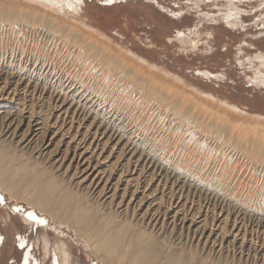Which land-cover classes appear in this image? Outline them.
Listing matches in <instances>:
<instances>
[{"label":"bare ground","instance_id":"obj_1","mask_svg":"<svg viewBox=\"0 0 264 264\" xmlns=\"http://www.w3.org/2000/svg\"><path fill=\"white\" fill-rule=\"evenodd\" d=\"M81 1L0 0V58L4 60V66L0 69L1 192L7 194L15 202L33 206L40 213L48 215L56 227H65L73 232L77 238L86 243L87 248L92 251L94 256L106 264H185L180 256L173 255L171 247L165 245L167 235L174 232L177 235L179 233L180 236L198 233L197 244L203 246V249L210 246V249L215 251L218 249V252L220 250L222 252L225 247L238 254L243 253L247 244L246 231L243 234L238 229L239 231L235 235L231 233L233 238L229 243L224 242L226 234H230L229 230H224L222 233L218 229V234L213 233L211 228L208 232L204 230L192 231L194 227L191 225L197 218L195 214L187 213L188 210L184 214L181 213L180 211L185 209L183 205L182 209L176 205L177 211L171 210L172 200L175 196L168 201V206L164 210H160L159 207L154 209L155 205L150 202L151 204L143 213L135 214L136 210L138 212L141 205L144 204L142 203L144 199L147 200V198L142 196L135 202L136 199H139L135 195L136 192H139L138 183L134 190L128 193L127 187L130 181L122 179V175L126 171L137 175L133 164L132 169L129 168L131 160L127 162V165L125 164V168L120 169V174L117 173L118 177L115 178L112 171H106L104 167H101L102 161L99 160L94 164L93 160L86 157V153H90L89 155L92 157L96 152L98 145L94 143L99 137L105 138L106 130L103 132L99 124L103 122L105 124V116L110 113H105V109L103 110L102 106L93 100L107 95L117 96L114 98L115 100L122 97L120 100L123 99L125 102L136 101L139 103L138 105H145L144 112L145 108L146 112L157 111V114L171 119L170 121L176 122L186 129H194L192 131L202 133L201 137L207 143H209L208 141L214 143L220 152L229 149L231 154L241 156L250 163L256 162L258 166H264V116L249 114L227 101L218 100L212 94L186 84L164 68L151 64L133 51L119 47L113 39L106 37L97 28L94 29L84 22L79 14L82 9L79 7ZM108 1L118 2L120 0ZM224 1L226 4L218 8L217 15L202 14L199 17L206 21H221L226 27L234 29L241 25L240 10L236 3L238 0ZM196 4V7H199L197 2ZM176 35L178 43L185 46L192 42L195 31L187 32V34L178 32ZM8 56H16L20 61L19 64L11 67V64L6 61ZM66 59L75 60L74 63L79 62L78 66L75 64L77 70H73V67L66 68V71H69L71 75H66L67 72L63 70L69 63L66 62ZM246 63L250 69L255 68V73L252 74V79L250 78L253 85L264 88V56H248ZM76 66L74 67L76 68ZM27 67H33L32 73L34 74L40 70L43 72H38L35 79ZM261 69H263L262 72ZM56 74H59L60 77L67 76L69 84L72 86L76 84H80V87L84 86L88 93L87 96L77 97L80 91L70 95L69 98L63 94V100L57 99L63 92L59 91L61 92L59 95L58 92L56 93V87L51 84L52 77L54 78ZM197 75L203 79H215L216 81H219L221 76L206 70L198 71ZM40 80L43 82L42 84L39 82ZM58 80L60 81V79ZM92 83L93 85L90 86ZM94 85L98 90L94 92L95 97L92 96ZM76 98L79 100L77 101ZM68 99L69 102L71 101L70 103ZM81 99L85 101L80 102ZM38 103L40 105L37 107ZM108 104L111 105L109 100ZM66 106L68 107L65 108ZM114 106L116 105H113L112 108ZM154 108L155 110H153ZM129 112L127 111V114ZM91 115H94L92 122L86 124L88 120L85 117ZM149 115L147 118L150 117ZM153 117L155 118V115ZM96 118H101L97 127V121L95 124L93 123ZM140 118L138 117V119ZM110 119L111 117L108 118L106 124L113 130L115 128L116 131H119V139L123 138L122 126L115 124V119L112 121ZM93 124L94 126H92ZM191 135L194 136V134ZM131 138L132 136L126 139V144L130 143ZM81 150L83 151L81 152ZM122 150L124 149L122 148ZM214 151L212 150V152ZM67 162L68 165L65 167ZM228 165L227 167L230 168ZM240 172L241 169L238 166H233L231 173H228L227 185H229L230 192L225 197L226 201L240 203L239 198H242L248 191L245 187L247 183L245 186L242 184L244 179L241 180ZM141 174H138V177ZM138 177L134 180H138ZM151 177L153 178V175ZM226 177L228 178V176ZM207 178L209 179V177ZM123 184L124 187L121 189ZM169 184L171 183L169 182ZM249 188H251L250 185ZM256 191L253 190L252 194L246 193L245 197H251ZM126 194L130 196L127 198ZM262 199L264 201V195ZM151 205L153 206L151 207ZM259 207L264 211V202ZM188 216L191 218L189 219ZM228 219L229 217H224L222 220H217L224 226L228 223ZM229 221L231 220L229 219ZM169 223L172 225L170 230L167 227ZM234 224L235 220L231 226L232 230L237 229ZM176 225L180 226L178 230ZM217 227L219 228V226ZM43 244L44 254L47 256L50 252L48 251L49 240L45 239ZM248 250L250 251L251 248ZM55 251L60 256L62 264H70L69 254L64 243L57 246ZM190 257L189 260L187 259V264H193V258ZM198 264L207 263L201 261Z\"/></svg>","mask_w":264,"mask_h":264},{"label":"rangeland","instance_id":"obj_2","mask_svg":"<svg viewBox=\"0 0 264 264\" xmlns=\"http://www.w3.org/2000/svg\"><path fill=\"white\" fill-rule=\"evenodd\" d=\"M196 2L199 4V7H196ZM224 2V0H120L118 2H109L108 0H82L79 4V7L82 8L79 14L84 22H87L94 29L97 28L106 37L113 39L119 47L129 49L151 64L164 68L171 75L180 78L186 84L202 92L212 94L218 100L227 101L249 114L264 116V88L253 85L251 79L255 73V68L250 69L248 63H246L248 56H264V0H238L236 3H238L237 5L240 10L239 18L241 25L234 29L226 27L221 21H206V19L199 17L202 14L217 15L219 12L218 8L226 4ZM193 31H195V36L192 37L190 44L184 46L178 43L176 33L187 34V32ZM70 60L66 59V62L69 63L65 65L66 67L64 66V71L67 70V67H73V70L78 69L79 62L74 63L73 61L75 60ZM6 61L11 64V67L16 66L20 62L16 56H8ZM3 66L4 60H1L0 69ZM32 69L33 67H30L29 72L35 79L37 78L35 75L39 74L38 72H43L40 70L34 74L32 73L34 71ZM203 70L217 75L220 74L219 81L215 79H203L198 76L197 72ZM262 71L263 69H261ZM66 72V75L70 74L69 71ZM72 73L75 74L74 72ZM59 74H56L51 80V84L56 87V93H61L59 91L63 92L61 95L59 94L61 97L58 96L59 98L57 99L63 100V94H66L67 98H69L70 95L79 93L80 91L77 97L81 95L83 97L85 95L87 96L88 93L85 91L84 86L80 87V84L77 85V81L74 83L76 85L73 84L74 86H72L69 84L67 76L62 75L63 77H60ZM92 89L93 93L98 91L95 85ZM93 95L95 97V93ZM116 97L106 95L93 101L96 104L99 103L102 109H105V113L110 112L107 116L109 115L111 117V121L115 119V124L122 126L123 131L121 133L124 135V139H119V131H116L117 129L115 130V128L113 130L111 126L106 124L108 118H110L109 116H105V124L104 122L99 124L101 118H96L93 122L95 124L97 121L96 127L100 125L103 129L102 131L104 132L106 130L107 132H104L105 138L102 139V137H99L97 142L94 143L98 145L94 155L92 154L93 156L91 155L92 157H90V153H86V157H89L91 161L93 160L92 162L94 164L99 160L102 161L101 163L103 165L100 164L101 167H104L106 171H112L111 173L115 178L118 177L116 175L117 173L120 174V169L125 168L127 162L131 160L129 168L132 169L131 166L133 164L137 175L130 174L129 171H126L125 174H127H123L122 179L124 181H130L129 184L131 183V186L128 184L127 187L128 193L134 190L136 183H138V187L140 188L138 189L139 192H136L137 194L135 195L139 199H136L135 202L140 200L142 196L147 198V200L144 199V202H142L144 204L138 210L139 213L136 210L137 213L135 212V214L143 213L151 203L155 205L153 207L154 209L159 207L160 210H164L168 206V201L172 200L175 196L172 200L173 207H171V210L177 211V206L182 209L183 205L185 209L184 211L182 209L180 211L181 213L183 212L184 214L188 210L187 213L195 214L197 218L191 225L194 227L192 231L200 232L204 230L208 232L211 228L213 233L218 234V229L222 233H224V230H229L230 234H226L224 238V242L226 241V243L232 240L233 235L237 231L241 230L243 234L246 231L247 244L245 251L240 254L225 247L222 252L221 250L218 252V249L215 251L210 249V246L204 247L203 249V246L199 243L197 244L198 233L195 235L188 234V236L184 234L180 236L179 233L177 235L174 232L173 234H168L165 240V243L167 242L165 245L171 247L173 255L180 256L185 264L188 263L190 256H192L190 258H193V264H198L201 261L207 264H264V211L259 207L264 202L262 199L264 195V166H258L256 162L253 163L252 161L250 163L241 156L233 155L229 152V149L225 150L226 152H220L214 143H210L211 141L207 143L201 137L202 133L192 131L194 129H186L176 122L170 121L171 119L157 114V111L146 112L145 108L144 112L145 105H138L139 103L136 101L130 100L132 102L131 104L130 101L125 102L123 99L120 100L122 97H119V100H115L114 98ZM76 99L77 101L79 100V98ZM108 100L111 105L108 104ZM39 105L40 103H38L37 107ZM113 105H116L113 107L114 109L112 108ZM103 106L105 107L103 108ZM127 111L130 112L127 114ZM148 115L150 117L147 118ZM154 115L155 118L153 117ZM92 117L94 118V115L85 117L88 120L86 124L92 122ZM138 117L141 118L138 119ZM151 117L153 119H150ZM154 119L157 120L155 121ZM158 123L159 125H157ZM191 134H194V136ZM130 135L132 138L130 139V143L128 142L129 145L126 144V139L130 138ZM147 137L149 138L147 139ZM197 137H199L198 140ZM212 150L215 151L212 152ZM224 152L227 154L225 155ZM67 165L68 162L65 164V167ZM233 166H238L241 169V180L244 179L242 184L245 186L247 183L245 187H247L248 191L245 192V195L246 193L252 194L253 190H257L251 197L248 196L249 200L245 195H243L244 197L242 196L243 199L240 197V203H234L232 201L231 203L229 200H225L226 195L230 192L227 182ZM138 174H141L140 177H138ZM151 175H153V178ZM137 177L138 180H134ZM144 179L145 181H143ZM198 180L200 183L197 182ZM218 181L221 183H218ZM208 183L210 185H207ZM249 185L251 188H249ZM123 187L124 184L120 188L123 189ZM216 190L219 192L217 193ZM128 196L130 195H125L127 198ZM188 217L189 219L191 218L190 216ZM224 217H229L231 221L228 219V223L222 226L218 220H222ZM234 220L236 224L234 225L237 229L232 230L231 226ZM187 225L189 224L187 223ZM167 227L170 230L172 225L169 223ZM179 228L180 226L176 225V229L178 230ZM45 239L49 240L48 251L50 252L47 256L44 254L45 251L43 249ZM61 243H64L65 249L69 254L70 264H106L94 256L92 251L87 248L86 243L83 240L81 241L80 238H77L73 232L65 227H56L48 215L40 213L33 206L25 205L22 202H15L0 190V264H62L60 256L55 251L56 247ZM249 248H251V252L248 250ZM227 250H229V253Z\"/></svg>","mask_w":264,"mask_h":264}]
</instances>
